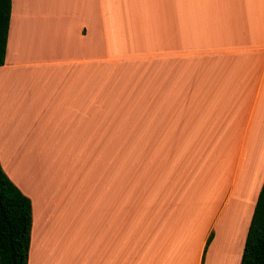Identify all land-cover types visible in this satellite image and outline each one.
<instances>
[{
    "label": "crops",
    "instance_id": "1",
    "mask_svg": "<svg viewBox=\"0 0 264 264\" xmlns=\"http://www.w3.org/2000/svg\"><path fill=\"white\" fill-rule=\"evenodd\" d=\"M260 94L264 0H10L0 166L30 200L26 264H239ZM120 109L124 166L38 167L22 188L2 161L106 143Z\"/></svg>",
    "mask_w": 264,
    "mask_h": 264
},
{
    "label": "trees",
    "instance_id": "2",
    "mask_svg": "<svg viewBox=\"0 0 264 264\" xmlns=\"http://www.w3.org/2000/svg\"><path fill=\"white\" fill-rule=\"evenodd\" d=\"M10 0H0V65L7 38ZM31 227L29 198L0 166V264H26ZM211 239V233L206 244ZM239 264H264V178L247 227Z\"/></svg>",
    "mask_w": 264,
    "mask_h": 264
},
{
    "label": "rangeland",
    "instance_id": "3",
    "mask_svg": "<svg viewBox=\"0 0 264 264\" xmlns=\"http://www.w3.org/2000/svg\"><path fill=\"white\" fill-rule=\"evenodd\" d=\"M127 104H124V107ZM125 110H110L107 113V142H97L94 144H60V143H42L40 152H32L30 157L16 158L14 160H7L2 158L3 162H8V168L11 176L22 187L29 188L34 183V177L30 172L35 168H83L90 166H102V167H121L124 166L125 160L121 159L123 154L130 155L135 153V143H121L111 142L116 137L113 131L109 127L115 124H121L125 122V117L129 123H134L135 112H124ZM125 114V117L121 119V113ZM126 120V121H127ZM136 120V119H135ZM133 121V122H132ZM247 140L253 137L255 141L264 142V95L260 94L256 103L251 122L249 124L247 132ZM253 139V140H254ZM255 142V143H256ZM264 143L259 145V148H263ZM125 152H128L127 154ZM33 153H40L37 157ZM7 154V151H5ZM95 154V160L94 158ZM126 157V156H125ZM249 158L247 159V162ZM114 178V175H112ZM110 177V175L108 176ZM107 178V176H106Z\"/></svg>",
    "mask_w": 264,
    "mask_h": 264
}]
</instances>
